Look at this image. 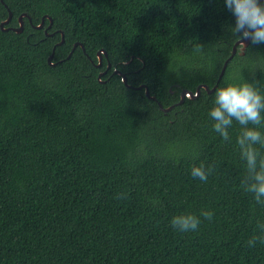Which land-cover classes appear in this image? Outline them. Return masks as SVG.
<instances>
[{
  "label": "trees",
  "instance_id": "1",
  "mask_svg": "<svg viewBox=\"0 0 264 264\" xmlns=\"http://www.w3.org/2000/svg\"><path fill=\"white\" fill-rule=\"evenodd\" d=\"M7 9L0 264H264V243L248 246L264 207L241 187L240 126L224 141L207 115L226 83L264 91V44L230 58L223 0H0V24ZM200 163L207 182L190 175ZM202 209L214 215L197 231L170 226Z\"/></svg>",
  "mask_w": 264,
  "mask_h": 264
},
{
  "label": "clouds",
  "instance_id": "2",
  "mask_svg": "<svg viewBox=\"0 0 264 264\" xmlns=\"http://www.w3.org/2000/svg\"><path fill=\"white\" fill-rule=\"evenodd\" d=\"M223 4L234 17V24L227 29L233 39L264 44V0H223ZM196 51H201L199 45ZM207 115L211 130L224 141L230 140L229 130L234 122L240 126L235 145L246 170L241 187L251 194L256 205L264 207V91L248 81L226 83L216 88ZM211 172V165L203 163L190 168V175L201 182H207ZM213 215L210 209H202L199 215L182 212L169 223L180 232H195L201 217L211 221ZM256 227L257 234L248 241L249 247L257 240L264 243V222L258 221Z\"/></svg>",
  "mask_w": 264,
  "mask_h": 264
},
{
  "label": "water",
  "instance_id": "3",
  "mask_svg": "<svg viewBox=\"0 0 264 264\" xmlns=\"http://www.w3.org/2000/svg\"><path fill=\"white\" fill-rule=\"evenodd\" d=\"M7 10H8V9H7ZM11 16H12V14H11V12L8 10V18H7V20L3 21V22L0 24V27H3L4 24H7V23L9 22V20L11 19ZM23 17H27L28 20H30V18H29L26 14H22V15H20L19 18H18L19 26H18L17 28H13V31H15V32H17V33H20V32L23 30ZM46 17H47V16H46ZM47 18H48V17H47ZM51 25H52V20L50 19V24H49L48 27H50ZM35 27H36V28H42V27H43V20L41 21V23H40L38 26H35ZM63 41H64L63 33L61 32V41H60L57 45H61V44L63 43ZM248 44H249V41H247V40H244L243 43H240V42L237 41V42L234 44V46H233V50H232V54H231L230 58L235 54V52H236V47H237L238 45H241V46H242V47H241V54H243V50L246 48V46H247ZM76 46H77V44L74 45L73 49H74ZM102 53H103V54L105 55V57H106V53H105L104 50H101V52H98V53H97V57H98V64L96 65L97 67L100 66V65L102 64V55H101ZM51 58H52V55L49 56L48 60L50 61ZM227 62H228V61H227ZM227 62H225V64H224V66H223V69H222V71H221V74H220L219 78H221V76L223 75L224 70H225L226 65H227ZM109 67H110V64L108 63V64H107V69H109ZM104 73H105V72H102V73L99 74V76H98V80H99V81H100V77H101V75H103ZM113 73L120 75L121 78H122V81H123L124 84L126 85V77H125L120 71H118V70H114ZM126 86H127V85H126ZM127 87H129V86H127ZM137 88H140V87H137ZM137 88H136V89H137ZM199 88H205L206 90L208 89L207 86H205V85L199 86ZM199 88H197V89H199ZM211 91H212V90H211ZM209 92H210V91H209ZM146 94H148V93H147V90H146ZM198 94H199V90L196 91V94H193L192 92H189V91H185V90H184V91L181 92V101H182V100L184 99V97H186V96L189 97V98H191V99H194V98H196V97L198 96ZM153 99H154V98H153ZM165 111H167V109H166Z\"/></svg>",
  "mask_w": 264,
  "mask_h": 264
}]
</instances>
